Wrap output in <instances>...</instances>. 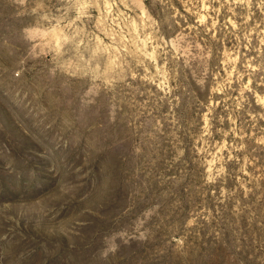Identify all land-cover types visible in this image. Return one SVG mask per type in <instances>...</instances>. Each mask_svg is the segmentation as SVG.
Listing matches in <instances>:
<instances>
[{"label": "rangeland", "instance_id": "1", "mask_svg": "<svg viewBox=\"0 0 264 264\" xmlns=\"http://www.w3.org/2000/svg\"><path fill=\"white\" fill-rule=\"evenodd\" d=\"M0 264H264V0H0Z\"/></svg>", "mask_w": 264, "mask_h": 264}]
</instances>
